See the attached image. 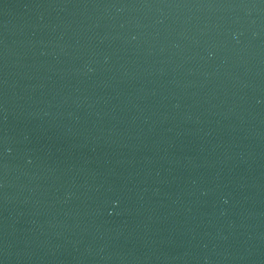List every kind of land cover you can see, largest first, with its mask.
I'll list each match as a JSON object with an SVG mask.
<instances>
[{"label":"water","instance_id":"obj_1","mask_svg":"<svg viewBox=\"0 0 264 264\" xmlns=\"http://www.w3.org/2000/svg\"><path fill=\"white\" fill-rule=\"evenodd\" d=\"M0 264H264V0H0Z\"/></svg>","mask_w":264,"mask_h":264}]
</instances>
